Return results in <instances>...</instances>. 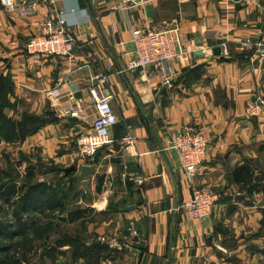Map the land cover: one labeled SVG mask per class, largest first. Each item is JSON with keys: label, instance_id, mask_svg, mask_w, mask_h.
I'll return each mask as SVG.
<instances>
[{"label": "crops", "instance_id": "crops-1", "mask_svg": "<svg viewBox=\"0 0 264 264\" xmlns=\"http://www.w3.org/2000/svg\"><path fill=\"white\" fill-rule=\"evenodd\" d=\"M57 10L66 12L76 36L73 55L27 52L25 43L42 17ZM0 16V80L12 104L4 112L40 118L22 141L7 144L15 143L22 170L31 167L32 180L54 185L63 200L60 207L42 205V212L31 213L39 224L50 222V237L57 239L50 249L47 237L34 240L21 264H264V189L249 193L235 178L237 168L264 170V112L245 114L250 100L264 96V56L236 48L238 40H264V0H38L31 15L0 9ZM172 25L193 51L172 63L170 84L147 82L139 70L117 72L132 49L131 26ZM208 31H216L217 39H204ZM222 40L228 41L227 54L214 53ZM99 73L113 93L118 121L109 132L112 143L83 161L76 137L88 129L87 118L64 114L59 100L72 92L91 113L90 85L100 82L94 78ZM56 86L57 100L47 94ZM188 123L210 137L195 182L222 195L201 220L177 208L189 184L176 153L163 149L167 131ZM139 174L142 183L129 178ZM106 184L113 194L100 203ZM101 233L115 234L123 246L91 240Z\"/></svg>", "mask_w": 264, "mask_h": 264}, {"label": "built area", "instance_id": "built-area-1", "mask_svg": "<svg viewBox=\"0 0 264 264\" xmlns=\"http://www.w3.org/2000/svg\"><path fill=\"white\" fill-rule=\"evenodd\" d=\"M52 2V0H42ZM38 0H0V9L31 15L36 12ZM40 22L39 28L31 34L25 49L31 54L54 55L69 58L73 55L77 40L75 34L68 28L66 12L57 10L54 15H45ZM2 25L0 16V26ZM114 32H120L121 28L112 26ZM216 31H208L204 39H217ZM132 49L125 65L117 72L140 71L144 79L149 82L156 78L158 82L170 84L175 69L172 63L182 58L189 57L193 48L182 40L178 25L170 27L160 26H131L130 38ZM125 41H119L123 43ZM12 46H17L15 40L10 41ZM219 47L227 54L228 41L219 42ZM236 48L239 50L254 49L253 54L264 56V40L256 43L246 39L238 40ZM94 78L100 82L90 85L92 96L91 113L86 114L79 99H75L72 92L67 98L59 100V107L64 114L74 117L87 118L88 129L80 132L76 137L77 154L81 160H88L94 156L97 150L112 143L113 139L109 132L111 127L118 121L114 113L111 100L113 93L104 86L105 76L101 73ZM47 94L57 100L60 97V89L52 87ZM264 112V96L256 95L245 107V114L250 117L259 116ZM167 140L163 149L173 150L176 153L178 166L189 184V195L178 205V209L188 216L199 220L207 218L212 212L213 206L220 200L221 193L209 186H200L195 182V176L205 160L209 134L193 124H185L180 128L167 131ZM136 183H142V175L130 176ZM106 184L98 197L100 203L107 201L113 194V189ZM136 227L131 222L129 231L133 234ZM100 242L120 249L123 242L113 237H101Z\"/></svg>", "mask_w": 264, "mask_h": 264}, {"label": "trees", "instance_id": "trees-1", "mask_svg": "<svg viewBox=\"0 0 264 264\" xmlns=\"http://www.w3.org/2000/svg\"><path fill=\"white\" fill-rule=\"evenodd\" d=\"M0 79L3 78L0 77ZM6 89V82L0 80V140L22 141L26 134L31 133L37 127L40 118L27 112L22 113L20 119L7 116L4 108L12 107V104L3 96ZM27 121L30 122L32 128L27 127ZM24 173L19 184L12 183L14 177L10 175L0 179V212L3 213L8 207H12L11 217L0 221V264H21L22 260L27 259L28 253L34 247L32 242L44 237L46 229L51 226L50 222L49 224L43 223L44 225L39 224L38 218L31 213L40 212L42 205L48 209H54L63 203V200L59 201L57 198V188L54 185L32 180L31 167L25 168ZM235 178L246 185L249 193L256 189H264V170L256 172L247 166L243 169L237 168ZM47 193L49 195L45 197ZM4 203L8 204L7 208H4ZM29 221L31 225L35 224L33 229H28Z\"/></svg>", "mask_w": 264, "mask_h": 264}, {"label": "rangeland", "instance_id": "rangeland-1", "mask_svg": "<svg viewBox=\"0 0 264 264\" xmlns=\"http://www.w3.org/2000/svg\"><path fill=\"white\" fill-rule=\"evenodd\" d=\"M16 149L17 148H16L15 143H14V145H11V144L9 145V144H7L6 141H4L2 139L0 140V179L5 178L6 175H10V176H13L14 178H17L18 180L21 179V181H22L23 176H21V175H22V171L25 169L22 170V167L20 166L21 164H19L20 163L19 158L21 156L17 152ZM21 181L18 182V184L21 183ZM51 203H52V201H51ZM66 203H67V206L69 207L70 202L64 201V204H66ZM11 208L12 207H8L5 211H3V213L0 212V221L5 220V218H9L8 216L12 214ZM46 230H47L46 231L47 233L44 234V236L49 239L48 241H50V245L48 248V249H50L52 247V245L54 244L55 239H57V238H55L54 236H53V238L50 237V235H53L52 234V228H50V226ZM66 234L71 235V232H68ZM57 236H58V238H60L61 236L63 237L64 235L62 233L61 234L57 233ZM104 236L110 237V238H113V237L117 238V236H115V234L101 233V234H98L95 237L91 238V240L95 241L97 243L103 244V245H107L105 243L100 242V240H99L101 237H104ZM117 240L120 241L121 239L118 237ZM115 249H117V248H115ZM40 250L36 251V253L39 252ZM47 253L50 254V251H48ZM26 262L31 264V262H29V261H26ZM50 264H54V263L52 262Z\"/></svg>", "mask_w": 264, "mask_h": 264}, {"label": "water", "instance_id": "water-1", "mask_svg": "<svg viewBox=\"0 0 264 264\" xmlns=\"http://www.w3.org/2000/svg\"><path fill=\"white\" fill-rule=\"evenodd\" d=\"M92 3H95V0H92ZM213 50H214V53L218 54L220 52V47L219 46H215ZM86 169H88V165H85V164L82 165L81 172L85 173Z\"/></svg>", "mask_w": 264, "mask_h": 264}]
</instances>
